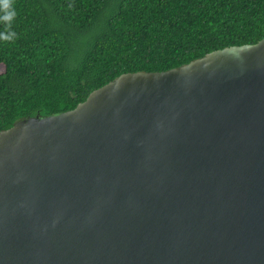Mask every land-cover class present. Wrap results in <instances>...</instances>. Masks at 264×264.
<instances>
[{"label":"water","instance_id":"obj_1","mask_svg":"<svg viewBox=\"0 0 264 264\" xmlns=\"http://www.w3.org/2000/svg\"><path fill=\"white\" fill-rule=\"evenodd\" d=\"M0 264H264V37L0 130Z\"/></svg>","mask_w":264,"mask_h":264},{"label":"trees","instance_id":"obj_2","mask_svg":"<svg viewBox=\"0 0 264 264\" xmlns=\"http://www.w3.org/2000/svg\"><path fill=\"white\" fill-rule=\"evenodd\" d=\"M263 37L264 0H0V130L73 109L122 73Z\"/></svg>","mask_w":264,"mask_h":264},{"label":"clouds","instance_id":"obj_3","mask_svg":"<svg viewBox=\"0 0 264 264\" xmlns=\"http://www.w3.org/2000/svg\"><path fill=\"white\" fill-rule=\"evenodd\" d=\"M5 7L7 8L8 6L5 5ZM14 16H15V11H8V12L6 13V15L3 16V19H4L5 21H9V22H10V21L13 19ZM14 36H15V33H9L8 35L3 36V39H5V40H10V39H12Z\"/></svg>","mask_w":264,"mask_h":264}]
</instances>
